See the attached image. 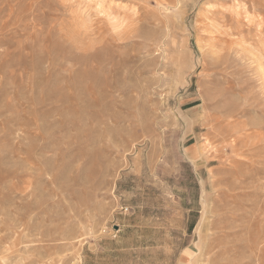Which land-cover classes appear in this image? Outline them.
Returning <instances> with one entry per match:
<instances>
[{
    "label": "rangeland",
    "instance_id": "1",
    "mask_svg": "<svg viewBox=\"0 0 264 264\" xmlns=\"http://www.w3.org/2000/svg\"><path fill=\"white\" fill-rule=\"evenodd\" d=\"M217 240L264 264V0H0V264Z\"/></svg>",
    "mask_w": 264,
    "mask_h": 264
},
{
    "label": "bare ground",
    "instance_id": "2",
    "mask_svg": "<svg viewBox=\"0 0 264 264\" xmlns=\"http://www.w3.org/2000/svg\"><path fill=\"white\" fill-rule=\"evenodd\" d=\"M173 1V0H172ZM177 1V0H176ZM171 3V2H170ZM233 141V140H232ZM235 141V140H234ZM216 220V219H214ZM219 220V219H218ZM212 248H214L216 251H214L213 253V259H212V263L214 264L215 261H216V264H221V262L219 261L220 260V257H221V240H217L216 243H214L212 245ZM228 252V251H227ZM226 252V253H227Z\"/></svg>",
    "mask_w": 264,
    "mask_h": 264
},
{
    "label": "crops",
    "instance_id": "3",
    "mask_svg": "<svg viewBox=\"0 0 264 264\" xmlns=\"http://www.w3.org/2000/svg\"><path fill=\"white\" fill-rule=\"evenodd\" d=\"M82 261H83V259H82ZM83 264V263H82Z\"/></svg>",
    "mask_w": 264,
    "mask_h": 264
}]
</instances>
